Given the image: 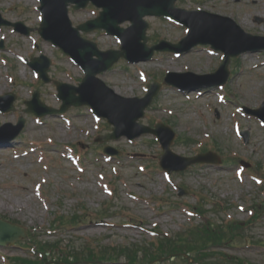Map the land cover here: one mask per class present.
I'll return each mask as SVG.
<instances>
[{
	"label": "rangeland",
	"instance_id": "374dc122",
	"mask_svg": "<svg viewBox=\"0 0 264 264\" xmlns=\"http://www.w3.org/2000/svg\"><path fill=\"white\" fill-rule=\"evenodd\" d=\"M36 3L37 0H0L1 14L12 22L22 20L27 26L36 28L39 15L33 8ZM175 5L189 10L204 9L229 16L245 31L264 35L263 0H177ZM69 15L72 23L76 25L95 14L91 8L78 10L70 8ZM256 16L262 18L260 23L255 20ZM145 19L149 24L147 34L153 36L148 41L150 44L158 37L177 42L184 36L182 26L155 16H146ZM128 25L129 22L121 24L123 27ZM1 27L0 36L6 37L4 47L0 49V55L8 57L11 62L5 63L0 60V94L10 90L17 92L16 111L18 110L19 115L24 116L26 123L20 136L14 141L5 143L3 140L0 144L1 217L31 227L48 224L54 212H72L79 210L83 204L90 213L88 220H95L96 212L103 208L105 202H110L113 205L110 211L114 213L109 220H113L116 225L104 226L95 224L96 222H88L75 229L63 231V234L58 232L52 236L44 235L43 238L62 237L64 243L73 244L78 248L84 244V236L91 239L93 243L105 245L145 244L150 239L148 234L139 228L121 226L118 223L126 221L129 216H136L146 220L148 225L156 222L160 229L175 234L192 221L200 222L198 218L189 219L184 210L176 205L177 200L182 199L191 204L196 203L197 199L191 192L197 191L207 197L230 204L227 209L218 208L214 210L219 211L210 213V218L214 222L222 224L231 220L243 223L239 236L245 239L241 242L229 241L227 246H224V251L233 256L245 258V264H264V197L261 194V190H264V181L257 185L246 173L240 179L236 175V169L240 164L232 161L221 162L219 166L209 163L194 164L188 170L172 172L171 179L168 180L166 173L158 168H146L141 171L139 165L142 162L145 163L150 157L156 159L162 152L159 144L151 141L153 137L151 134L135 137L132 143L126 137L99 142L100 145L110 144L121 151L118 156L106 162L103 154L95 152L98 142L94 144V137L109 131V128L106 126H102V129L94 128L93 116L86 106L79 109L70 107L65 116L57 113L43 116L44 124L40 125L33 114L22 111L25 107L24 100L30 98V88L33 87H29V84L33 82L34 77L31 69L17 56H38L41 52L49 58H55L56 64L50 67V75L70 84L78 81L82 71L49 42L40 40L38 48L32 50L29 37L18 32L12 33L9 26ZM31 33L38 36L35 29ZM82 34L96 41L100 49L119 47L118 41L113 36L103 34L102 31ZM193 38L200 39L202 35H196ZM233 47L238 48L240 45L233 44ZM133 55L143 56L138 52H134ZM154 57L153 60L140 61L136 64H127L119 60L110 69L102 72L100 77L112 86L115 92L124 97L143 96V83L140 80L139 69L152 76L154 81L159 82L163 78V71L189 70L202 74L212 71L219 65L220 60L219 56L210 55L201 46L193 47L180 57H175L168 52H157ZM230 64L232 68L236 67V71L230 80L229 90L226 86L222 88L227 93L223 101L237 104L238 107L242 104L249 108H257L264 99V55L258 52H246L240 55L237 64H234V61ZM6 73L13 75L14 83L9 81ZM194 83L195 81L192 80L188 84ZM39 88L42 90L45 102L57 106L51 94L55 91L54 87L49 83H42ZM194 93L196 92L189 91L183 94L163 84L146 109L151 118H161L163 122H168L178 135L192 140L188 142L176 140L172 145L173 150L178 154L192 155L198 148L194 141L213 140L224 158L230 156L231 151H235L238 156L249 160L248 172H254L264 178V127L260 126L254 118L247 116L241 118L242 129L249 132L247 142H243L242 138H238L233 131L235 120L231 112L234 110V104L227 106L220 104L217 101V93L221 92L217 87H211L197 97ZM17 115L12 111L0 113V123L8 121L15 123ZM239 116L237 113V117ZM62 117L74 121V126L66 125V119ZM140 121L149 124L144 118ZM10 131L0 130V138L7 135L5 132ZM49 138H53V143L48 142ZM65 142L75 144L83 151L85 156L83 172H78L63 156L62 144ZM31 147H35V150ZM26 150L27 153L23 152ZM148 152L152 154H146ZM253 163L256 164L255 167H259L260 172L252 166ZM113 165L117 167V173L112 168ZM101 173L105 177L104 182H101ZM36 183H41L39 196L34 190ZM177 185L187 189V193L178 196ZM109 188L113 190L112 195L108 193ZM156 197L162 198L165 203L171 202V205L164 204L161 209H158L154 203ZM257 204L260 205L258 215L251 218L247 209ZM209 206L207 204L206 208ZM239 206H243L244 209L240 210ZM256 240L261 242L252 243ZM0 250L8 254L23 252L21 248L13 246L0 247ZM122 262L123 260L118 262L83 261L77 264H122ZM162 262L161 264H171L167 259ZM0 264H3L1 259ZM173 264H184V261L176 260Z\"/></svg>",
	"mask_w": 264,
	"mask_h": 264
},
{
	"label": "water",
	"instance_id": "95a60500",
	"mask_svg": "<svg viewBox=\"0 0 264 264\" xmlns=\"http://www.w3.org/2000/svg\"><path fill=\"white\" fill-rule=\"evenodd\" d=\"M69 1H73L78 5H85L87 0H43L45 22L43 23L41 32L45 34L47 38L51 39L53 42L58 44L66 53L72 55L77 60V62L85 68V70L87 71V77L85 78L84 83L82 84V88L85 87L88 82L94 83L92 89L95 92V97L98 98V93L101 88L95 85L93 79L94 75L97 72L105 70L109 66H111V64L116 61L120 55L127 54L125 52L108 51L106 53H101L97 51L94 44L86 40H82L79 37L78 28H84V25L79 26L77 29L71 30L66 19V4ZM131 1H135L136 3L135 12L133 14H129L122 11V7H124L125 5L128 6ZM140 1L141 0H92L93 3L102 6L103 11L101 12L100 17L96 20V22H93L90 26H86V28L89 29L95 27H104L111 33H115L121 36L124 42L123 47H126L128 42V35L123 29L118 28L117 24L125 19H130L134 23L132 28H130L136 30L135 37L136 40L139 41L141 38H143L144 30L147 26V24L141 19V17L145 14H172V6L174 0L166 1L167 3L165 2L164 4L159 6L143 4L141 5L139 4ZM117 8H120V10H117ZM172 15L177 17V15L174 13ZM94 54L98 56V59L93 61L91 60V57ZM89 60L90 62H94V64L90 63ZM42 75L44 76L43 70ZM61 96L65 97V94L61 93ZM100 96L101 102H112L111 97L107 98L105 95ZM97 98L87 100H73L72 102L67 101L68 103H66V106L70 103H73L75 105L90 103L94 107H96V110L100 114L107 116L111 122L118 126L120 119L125 116L119 112H111V114L105 112V110L101 107V102ZM141 109L142 106H139L138 112L132 113L131 116L127 115L126 117L129 119V121L131 120L133 123L134 120L141 115ZM163 141L164 146L167 149L170 140L164 138ZM191 161L193 160H183V164L178 168L185 167ZM16 235L17 232L14 226L0 220V241L12 239Z\"/></svg>",
	"mask_w": 264,
	"mask_h": 264
},
{
	"label": "trees",
	"instance_id": "16d2710c",
	"mask_svg": "<svg viewBox=\"0 0 264 264\" xmlns=\"http://www.w3.org/2000/svg\"><path fill=\"white\" fill-rule=\"evenodd\" d=\"M201 236L206 237L207 240H211L216 237L215 234L210 233L208 227L204 228V230H201Z\"/></svg>",
	"mask_w": 264,
	"mask_h": 264
}]
</instances>
